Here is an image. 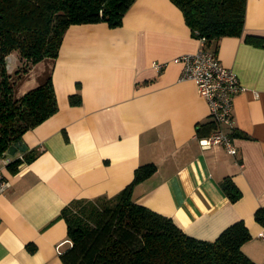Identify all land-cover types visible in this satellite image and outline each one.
I'll use <instances>...</instances> for the list:
<instances>
[{
  "label": "crops",
  "instance_id": "1",
  "mask_svg": "<svg viewBox=\"0 0 264 264\" xmlns=\"http://www.w3.org/2000/svg\"><path fill=\"white\" fill-rule=\"evenodd\" d=\"M246 34L264 35V0H246L242 35L222 36L209 47L242 85L233 100L239 135L231 155L222 145L198 143L209 106L192 80L180 79L175 58L202 44L174 2L134 0L114 27L69 25L50 61L57 109L21 138L36 156L15 171L3 168L10 186L0 194V264H65L63 207L115 196L145 163L156 170L133 186L135 203L205 240L242 219L251 238L241 250L264 263V226L253 216L264 206V47L246 42ZM25 84L19 94L37 78ZM72 94L78 103L69 102ZM225 176L241 191L235 202L220 187Z\"/></svg>",
  "mask_w": 264,
  "mask_h": 264
},
{
  "label": "trees",
  "instance_id": "2",
  "mask_svg": "<svg viewBox=\"0 0 264 264\" xmlns=\"http://www.w3.org/2000/svg\"><path fill=\"white\" fill-rule=\"evenodd\" d=\"M181 10L190 33L209 49L222 36H240L246 0H171ZM134 0H0V157L25 131L40 124L57 109L51 69L22 94L15 86L4 58L17 53L27 64L53 61L66 28L71 24L106 22L117 26ZM244 40L264 47V35L246 34ZM215 47V45H214ZM215 52V48L213 50ZM15 52V53H14ZM15 73L18 70L14 71ZM26 81V80H25ZM71 104L79 95L69 96ZM208 135L213 122L205 123ZM233 137L236 127L230 133ZM36 153L22 152L8 165L15 171ZM156 170L154 163L138 166L131 182L115 196L74 199L61 210L71 245L61 257L65 264H256L241 250L251 234L242 219L226 226L212 240L186 234L174 221L132 200V188ZM228 200L241 197L230 177L220 181ZM264 226V206L254 211ZM264 264V263H262Z\"/></svg>",
  "mask_w": 264,
  "mask_h": 264
},
{
  "label": "built area",
  "instance_id": "3",
  "mask_svg": "<svg viewBox=\"0 0 264 264\" xmlns=\"http://www.w3.org/2000/svg\"><path fill=\"white\" fill-rule=\"evenodd\" d=\"M175 61L182 66L180 79L192 80L198 94L206 99L209 106V116L214 127L208 135L198 138L200 147L208 149L222 145L229 154H236L237 148L230 133L235 128L233 100L235 95L242 91L237 75L219 62L213 49L199 48L193 53L176 57ZM152 66L156 71H161L164 63L152 61ZM16 157L21 158L22 152L0 157V194L10 186V182L3 175V168ZM259 236L264 238V230ZM67 242L71 245L70 240Z\"/></svg>",
  "mask_w": 264,
  "mask_h": 264
},
{
  "label": "rangeland",
  "instance_id": "4",
  "mask_svg": "<svg viewBox=\"0 0 264 264\" xmlns=\"http://www.w3.org/2000/svg\"><path fill=\"white\" fill-rule=\"evenodd\" d=\"M14 55L16 56L17 60L16 64L12 68V79L14 80L16 87H18V85H20V83L22 84L23 82L24 86H19L20 90L25 87V80H28L30 77H32V75L36 78H39L40 75L44 74L45 71L50 68V60L39 62L33 65L24 63V61L22 62L21 60H19L17 53H15ZM15 70H18V72L15 73Z\"/></svg>",
  "mask_w": 264,
  "mask_h": 264
},
{
  "label": "water",
  "instance_id": "5",
  "mask_svg": "<svg viewBox=\"0 0 264 264\" xmlns=\"http://www.w3.org/2000/svg\"><path fill=\"white\" fill-rule=\"evenodd\" d=\"M16 56L13 53H9L5 56L4 62H5V68L8 73L12 72L13 66L16 64ZM27 150V145L23 141V139H19L15 142H13L3 153L2 156L8 155L13 156L16 152H24Z\"/></svg>",
  "mask_w": 264,
  "mask_h": 264
}]
</instances>
